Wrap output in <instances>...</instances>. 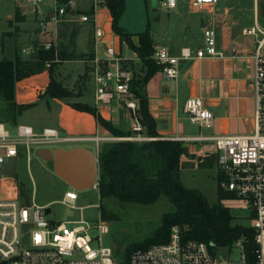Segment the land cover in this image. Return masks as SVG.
<instances>
[{"label":"built area","instance_id":"1","mask_svg":"<svg viewBox=\"0 0 264 264\" xmlns=\"http://www.w3.org/2000/svg\"><path fill=\"white\" fill-rule=\"evenodd\" d=\"M17 12L32 19L38 35L29 48L19 51L20 56H37L40 51H53L59 58L61 30L68 22L95 23L98 0L93 1L92 14H76V3L69 0H11ZM223 0H158L159 10L171 11L186 3L191 9L218 6ZM78 16V17H77ZM256 26L244 28L245 36L261 34L254 51V120L252 134L236 136L200 135L188 142L210 143L215 147L218 185L237 200L245 201L253 217V240L255 264H264V30L259 26V16L254 15ZM96 42H101L104 33L96 27ZM224 58L218 50L214 27L206 26L202 32V44L196 48H182L178 55L167 46H156L154 60L162 67L166 79H176L180 74V62L194 59ZM47 67H50L48 63ZM139 71L116 50L107 44L103 56L94 59L93 79L97 103H111L117 99L120 105L131 111L135 120L133 130L138 132L132 141H148L143 137L138 120L139 103L130 86ZM185 112L192 123L210 127L213 114L201 98H189ZM9 126L0 121V264H121L111 247L102 244V237L109 234L108 224L101 220L92 224L87 220L57 222L49 220L48 206H39L22 195L15 176L2 171L10 159L18 158L24 151L34 148L56 147L60 144L79 142V139L64 137L55 128L36 131L32 126L18 124L12 134ZM206 157V154H201ZM98 183H96V187ZM73 189V188H72ZM76 189L65 193L62 203L76 208L79 199ZM71 225H74L73 227ZM97 231V235H92ZM97 244L96 246H93ZM237 248L244 250L241 241ZM245 259V255H244ZM128 264H215L214 255L204 242L186 241L178 227H173L169 241L148 249L134 251Z\"/></svg>","mask_w":264,"mask_h":264},{"label":"crops","instance_id":"2","mask_svg":"<svg viewBox=\"0 0 264 264\" xmlns=\"http://www.w3.org/2000/svg\"><path fill=\"white\" fill-rule=\"evenodd\" d=\"M73 1L77 5L76 14L79 15L77 0ZM148 4L152 9L151 0L148 1ZM220 4L212 8L208 6V8L211 9L209 13H216V16L211 22L208 20L202 21L200 35L202 39V32L206 26L221 27L222 38L219 42L217 40V47L218 50L224 53V58L181 61L178 78L168 80L159 72L147 85L149 110L156 121V129L160 139L180 141L187 148L188 154L182 158L181 180L182 170L187 167H195V165L205 167L212 162L214 166H216L215 147L212 142L200 144L188 142V139L200 135L206 137L248 135L252 134L255 130L253 85L255 46L247 47L236 44L232 35V27H235V24H237L234 21L232 13L235 7L231 6L222 10ZM175 10L167 11V14L175 15L177 14ZM6 15L10 30H6L0 38L2 41L1 47L4 55L5 40L9 38L14 45L15 54L12 57L3 56L0 60H14L17 53H19L24 46L33 44L34 39L38 35V31L32 19L19 15L14 5L12 10L6 12ZM95 19V23L91 25L89 23V25L93 30H95L96 27L100 28L104 33V37L101 42L97 43L93 32L89 39V25H87V23H82V25L86 24L83 25L81 29L83 34L82 41L84 42L77 43L78 47L79 45L81 46V52L86 53V51H88L87 47L89 46L92 56L95 54L103 56L105 54L106 45L112 44L128 63L140 71L143 68L142 61L139 59L138 54L132 51L128 45L113 32L112 16L103 2L97 9ZM72 24L75 25V22H68L67 26L73 27ZM121 26L125 28V26ZM73 28L77 29L75 26ZM125 29L134 35L133 42L136 46H139V38L137 35L143 32H134L127 28ZM151 36L154 40L156 39L152 32ZM201 44L202 43H200L199 46H201ZM77 45H71L69 53L68 48L63 47L65 51L64 54L67 57L65 61L69 62L72 60L71 58L74 56L73 52L77 48ZM167 47H169L171 52L175 55H178L182 48H196L190 46L185 39L178 40L174 45H167ZM125 51H128L129 55L125 56ZM37 78H42V80L39 83L33 81ZM49 84L50 74L48 70L16 82L15 102L17 106H31L20 113H30L25 118L26 122L23 124L32 126L36 131H41L44 128L58 129L64 137L79 139V142L67 144L71 147L59 148L73 149L76 147H84L94 152L97 157L99 147L102 143L119 140L101 126L91 113L79 111L75 109L71 103L66 101L44 98L43 95ZM189 98L203 99L205 105L213 114L210 127L199 126L191 122L189 116L185 112V103ZM83 104L86 103L84 102ZM87 105L96 107L102 117L111 121L118 129L124 132L134 131L133 126L135 120L132 118L131 111L126 109L123 105H120L117 99L107 104L97 103L95 99V85L92 101L91 103H87ZM18 124L16 122V125ZM85 142H91V144L89 145ZM202 153L206 154V157H203L201 155ZM216 173V177H218V171H216ZM243 260L246 264L244 256Z\"/></svg>","mask_w":264,"mask_h":264},{"label":"rangeland","instance_id":"3","mask_svg":"<svg viewBox=\"0 0 264 264\" xmlns=\"http://www.w3.org/2000/svg\"><path fill=\"white\" fill-rule=\"evenodd\" d=\"M102 2V0L97 1L99 6ZM256 2L259 26L264 30V0H223L220 4L222 10L231 6L235 7L232 13L234 21L237 24H235V27H232V35L236 44L252 47L255 46L258 39L262 38L261 34L258 35V38L243 34L244 28L256 26L254 23ZM77 3L79 13L86 15H89V12L92 10L90 6L94 4L93 1L87 0H77ZM12 7L11 0H0V38L6 30H10L8 20L6 19V12L12 10ZM210 10L208 7L202 10L190 9L188 4L182 2L178 9L175 10L177 14L171 15L162 9L159 12H154L150 8L148 1L127 0L126 10L120 24L134 32H145L148 26H150L151 32L154 33V37L156 38L155 40L152 38L154 49L156 46L174 45L175 42L182 39H185L190 46L197 47L202 43L200 35L202 21L208 20L211 22L216 16V13L210 14ZM83 25L80 22H75L73 26L77 27V32L74 33L75 39L70 42L67 38H69L71 31L65 33V40L61 35L59 43L60 51H62L63 47H67L69 53L71 45L76 46L78 42H84L82 41L83 34L81 30ZM90 25L88 30L89 39L94 32ZM214 27L219 42L222 38V29L219 26ZM1 44L2 41L0 42V59L3 56H14L15 51L12 40L6 38L4 55ZM80 47V45L79 47L77 45L75 53L73 52L74 56L69 62L65 61L67 59L62 60L60 57L58 61L54 57L53 60L46 62V70L49 72V69L52 67L54 80L70 94L65 100L72 104L91 103L94 91L92 72L96 54L94 56L91 55L92 52L89 46L87 47L88 51L82 53ZM24 48H29V45L24 46ZM127 55H129V52L125 51V56ZM20 57L23 60H29L35 56ZM48 63H50V67H47ZM41 80L42 78H37L33 81L39 83ZM29 114L11 113L7 103L0 101V121L2 120L9 126L8 128L11 129L12 134L16 133V122L17 124L25 123V118ZM85 143L91 144V142ZM67 144L71 143L60 144L56 147H43L38 150L71 147ZM29 158L30 160H28V154L25 151L17 158V173L15 178L23 189V196L29 199L30 205L35 203L39 206H48L52 211L48 217L51 221L67 222L84 219L92 224H96L101 218L100 205L102 204L110 216V220H105L110 232L102 237V244L111 247L118 260H123L124 252L129 245L142 243L150 238L161 225L163 215L174 211L173 205L165 195L161 196L156 203L149 205L122 203L115 198L101 201L97 192L98 187L89 191L77 192L79 199L76 203V208H72L63 204L62 201L65 193L68 191L72 192L73 189L55 175L53 164L41 159L37 155V149L35 148L30 151ZM216 171V166H214L213 162L205 167L198 165L187 167L182 170V183L187 188L199 190L208 199L209 203L214 205L218 203V177H216ZM223 204L231 209L234 224L249 226L253 230L254 219L251 217V211L245 201L233 198L224 201ZM71 226L73 227L74 225ZM91 234L97 235L98 232L93 231ZM96 245L94 244L93 246ZM243 252L244 250L240 248H233L232 250L218 248L214 254L215 264H245Z\"/></svg>","mask_w":264,"mask_h":264},{"label":"trees","instance_id":"4","mask_svg":"<svg viewBox=\"0 0 264 264\" xmlns=\"http://www.w3.org/2000/svg\"><path fill=\"white\" fill-rule=\"evenodd\" d=\"M59 1L65 4L69 0ZM102 1L111 13L113 32L138 54L143 63V68L135 75L130 89L139 103L138 120L143 129L139 133L151 140L143 142L129 140L138 132H124L118 129L111 121L104 119L96 107L71 103L75 109L94 115L101 126L119 139L104 142L99 147L97 181L99 197L101 201L115 198L122 203L149 205L156 203L165 195L174 207L173 212L163 215L161 225L150 238L127 247L121 264H128L130 255L136 250L167 243L173 227L179 228L186 241L206 243L213 255L218 248L227 250L237 248V243L241 241L244 245L246 264H255L253 230L249 226L234 224L231 209L223 204L234 197L223 192L218 185V203L211 205L199 190L187 188L180 177L182 158L188 154L187 148L180 141L161 140L159 137L156 121L149 110L147 85L161 72L162 67L154 60L155 49L150 26L145 32L137 35L139 46H136L133 42L134 35L120 25L126 10V0ZM91 14L90 11L89 15ZM73 27L66 24L61 30L62 37L66 36L67 31H71L69 42L74 39V33L77 32ZM64 52L63 48L59 52L62 60L67 59ZM53 59V51H40L29 60H23L18 53L14 60H0V101L7 103L11 113L20 114L31 107L17 106L16 82L46 71V62ZM49 74L50 84L43 97L66 101L70 94L56 83L52 67ZM100 210L101 220H110L102 204Z\"/></svg>","mask_w":264,"mask_h":264},{"label":"water","instance_id":"5","mask_svg":"<svg viewBox=\"0 0 264 264\" xmlns=\"http://www.w3.org/2000/svg\"><path fill=\"white\" fill-rule=\"evenodd\" d=\"M154 12H159L158 0H151ZM37 155L45 162L53 164L55 175L69 187L80 192L89 191L96 187L99 177V161L97 155L84 147L73 149L56 148L37 150ZM3 173L15 176L17 159H10L2 166ZM51 209L46 213L50 214Z\"/></svg>","mask_w":264,"mask_h":264}]
</instances>
